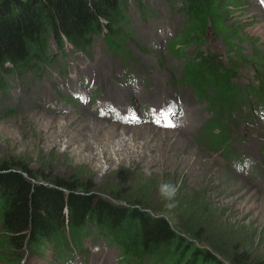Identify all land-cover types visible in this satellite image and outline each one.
Segmentation results:
<instances>
[{
  "label": "rangeland",
  "instance_id": "rangeland-1",
  "mask_svg": "<svg viewBox=\"0 0 264 264\" xmlns=\"http://www.w3.org/2000/svg\"><path fill=\"white\" fill-rule=\"evenodd\" d=\"M227 6L224 26L240 29L241 53L259 62L264 0ZM126 16V38L116 51L98 35L86 54L62 36L60 52L48 35L51 64L3 74L0 155H25L31 167L58 172L84 163L95 181L114 168L177 178L205 191L229 221L248 225L264 250V112L244 103L230 120L229 154L210 151L195 138L209 116L207 102L182 83V67L196 50L209 47L224 63L231 51L209 27L207 46L188 44L181 52L170 47L185 21L180 0H127ZM252 60L237 63L235 81L255 83ZM70 250L64 263L46 249L37 258L25 253L18 264H123L118 249L94 234L83 235L80 249Z\"/></svg>",
  "mask_w": 264,
  "mask_h": 264
},
{
  "label": "trees",
  "instance_id": "trees-1",
  "mask_svg": "<svg viewBox=\"0 0 264 264\" xmlns=\"http://www.w3.org/2000/svg\"><path fill=\"white\" fill-rule=\"evenodd\" d=\"M180 1L185 21L170 47L207 46L209 27L233 55L224 63L209 47L198 49L181 70L182 83L209 111L197 144L229 154L230 120L242 105L264 112V53L255 52L259 62L241 53L240 29L224 26L227 5L236 0ZM126 6L127 0H0V91L7 88L3 74L52 63L48 35L60 52L62 36L83 54L98 35L119 49ZM248 60L256 64L255 83L240 84L237 63ZM163 183L178 185L171 202L161 197ZM91 234L114 245L123 264H264L248 225L229 221L205 191L177 178L114 168L95 181L84 163L58 172L31 167L25 155H0V264H18L25 253L41 257L46 249L64 262L69 244L79 248L81 237Z\"/></svg>",
  "mask_w": 264,
  "mask_h": 264
},
{
  "label": "clouds",
  "instance_id": "clouds-1",
  "mask_svg": "<svg viewBox=\"0 0 264 264\" xmlns=\"http://www.w3.org/2000/svg\"><path fill=\"white\" fill-rule=\"evenodd\" d=\"M178 192V185L171 183H163L160 186V194L166 201H173Z\"/></svg>",
  "mask_w": 264,
  "mask_h": 264
},
{
  "label": "snow or ice",
  "instance_id": "snow-or-ice-1",
  "mask_svg": "<svg viewBox=\"0 0 264 264\" xmlns=\"http://www.w3.org/2000/svg\"><path fill=\"white\" fill-rule=\"evenodd\" d=\"M167 126H170V127H171V126H174V125L169 124V125H167Z\"/></svg>",
  "mask_w": 264,
  "mask_h": 264
}]
</instances>
